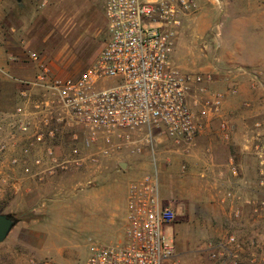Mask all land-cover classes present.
<instances>
[{"label": "rangeland", "instance_id": "rangeland-1", "mask_svg": "<svg viewBox=\"0 0 264 264\" xmlns=\"http://www.w3.org/2000/svg\"><path fill=\"white\" fill-rule=\"evenodd\" d=\"M201 4L206 6L209 0ZM214 4L218 13V9L226 7V17L218 20L215 10L216 24L211 27L202 20L184 21L177 29L172 63L182 72L210 76L204 83L206 88L223 94L225 104L227 91L236 90L230 95L235 96L237 89L230 88L231 84L222 80L216 70L223 66L219 57L232 45L229 39L232 26L236 27L242 46L250 47L253 56L264 57V0H215ZM104 39L103 0H22L20 6L16 0H0V44L10 46L16 59L21 55L17 52L23 57H28L29 52L36 53L58 78L74 77L85 70ZM20 62L18 66L24 71L28 69V75L37 73L27 60ZM251 72L256 78L249 82L248 88L264 105V64L253 67ZM2 86L0 214L9 215L15 225L0 243V264H85L95 248L116 246L124 240L126 184L149 170L147 155L133 161L135 166L132 165L129 177L120 174L118 168L115 169L118 174L114 175L106 170V159L74 161L69 157L72 146L69 135L60 128L52 142L56 167L49 173L53 164L45 157L46 148L33 144L13 124L14 109L23 100L19 94L23 88L14 81ZM195 94L199 96L198 92ZM223 118L229 124L225 115ZM214 121L219 125V120L211 123ZM255 122L262 123L260 128L254 127L262 144L264 110ZM26 148L28 153L24 152ZM187 152L184 144L164 142L157 147L161 196L178 198L179 192L192 185L184 160L180 163L186 169L183 177L169 178L161 167L171 156ZM35 157L42 158L37 165ZM99 171L103 172L101 179ZM258 182L245 219L240 211L232 212L230 218L222 214L213 222L202 221L197 228L188 221V200L176 201L182 203V211L176 213L172 225L179 227L174 232L172 228L167 230L174 244V263L264 264V171L259 172ZM230 236L235 237L234 244L227 245L225 250L213 249L226 243Z\"/></svg>", "mask_w": 264, "mask_h": 264}, {"label": "built area", "instance_id": "built-area-1", "mask_svg": "<svg viewBox=\"0 0 264 264\" xmlns=\"http://www.w3.org/2000/svg\"><path fill=\"white\" fill-rule=\"evenodd\" d=\"M196 10V0H103L105 39L85 70L58 78L29 52L39 70L29 80L12 78L23 88L14 127L46 148L49 173L56 167L52 142L60 128L69 135L74 161L128 154L150 160L149 170L126 184L124 240L95 248L85 264H175L167 230L176 215L160 195L156 149L164 142L192 143L215 119L225 138L229 128L224 95L204 84L210 76L182 72L172 63L177 29ZM261 125L254 123L256 129ZM255 149L263 165L264 142ZM35 158L37 165L42 158ZM228 166L238 176L232 160ZM234 243L230 236L213 249Z\"/></svg>", "mask_w": 264, "mask_h": 264}, {"label": "crops", "instance_id": "crops-1", "mask_svg": "<svg viewBox=\"0 0 264 264\" xmlns=\"http://www.w3.org/2000/svg\"><path fill=\"white\" fill-rule=\"evenodd\" d=\"M214 1L209 0V4L202 6L203 0H196L199 12L184 16L182 26L186 20L192 22L202 20L209 26L215 25L216 23L213 22L217 9ZM222 5L224 6L223 1ZM218 10H220L219 13L217 11L218 20L224 19L227 13L225 12L226 7ZM194 14L196 16H193ZM232 29L229 37L232 45L224 55L219 57L223 66L216 69L222 80L231 84L230 88L237 89L235 96H230L232 95L231 90L227 91L229 97L224 104L223 115L229 121L227 137H224L218 124L214 121L203 134L187 145V155L171 156L167 164H161L162 171L164 170L166 176L172 179L183 177L182 173L187 166V177L192 181L190 188L179 192L178 198L175 195L171 198L166 195L161 197L165 204L173 209L175 215L182 211V203L179 202L188 200V221L190 224L196 225L197 228L202 221L213 222L222 214L230 218L232 212L240 211L241 218L245 219L246 211L250 208L249 203L252 200L250 196H254L258 188L259 172L264 171V165L260 166L258 158L254 155L256 154L255 146L260 144L254 133V123L257 116L263 112L264 105L248 88L249 82L256 78L251 69L264 64V57L253 56L250 47L242 46L239 43L240 36L237 34L236 27L232 26ZM16 54H21L20 58H14L15 54L10 46L4 43L0 44V97L2 98L4 96L2 85L5 82L12 81V78L29 80L35 75H28V69L24 71V68L18 66L22 59L27 60L32 65L31 68L36 67L39 70L38 64L32 62L26 55L23 57L22 53L17 52ZM1 108L2 105L0 110H2ZM136 158L128 154V156L122 155L106 159L108 162L106 170L116 175L118 173L115 169L118 168L121 171L120 174L123 176L128 174L129 177L132 173V165L135 166L133 161ZM181 160L186 162L185 166H180ZM231 160L238 168L236 177H233L229 172L228 163ZM261 161H264V156ZM121 162L127 163L125 170L120 167ZM102 173L98 172L100 179L103 176ZM178 227L179 224H175L171 225L169 229L172 228L174 232Z\"/></svg>", "mask_w": 264, "mask_h": 264}, {"label": "water", "instance_id": "water-1", "mask_svg": "<svg viewBox=\"0 0 264 264\" xmlns=\"http://www.w3.org/2000/svg\"><path fill=\"white\" fill-rule=\"evenodd\" d=\"M16 1L19 6L22 4V0ZM120 167L125 170L127 168V163L121 162ZM14 225L15 222L9 215L0 214V243H2L6 239Z\"/></svg>", "mask_w": 264, "mask_h": 264}, {"label": "trees", "instance_id": "trees-1", "mask_svg": "<svg viewBox=\"0 0 264 264\" xmlns=\"http://www.w3.org/2000/svg\"><path fill=\"white\" fill-rule=\"evenodd\" d=\"M15 222V221H14Z\"/></svg>", "mask_w": 264, "mask_h": 264}]
</instances>
